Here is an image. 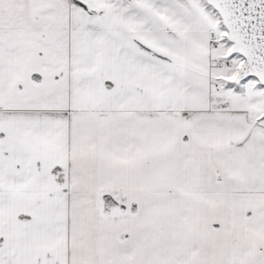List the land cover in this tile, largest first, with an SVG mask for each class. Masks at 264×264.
<instances>
[{"label":"snow or ice","instance_id":"obj_1","mask_svg":"<svg viewBox=\"0 0 264 264\" xmlns=\"http://www.w3.org/2000/svg\"><path fill=\"white\" fill-rule=\"evenodd\" d=\"M0 264H264V0H0Z\"/></svg>","mask_w":264,"mask_h":264}]
</instances>
